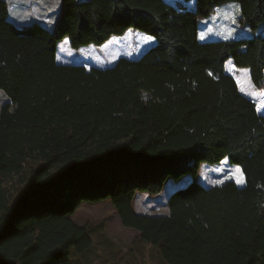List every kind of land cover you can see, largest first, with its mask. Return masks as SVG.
<instances>
[{"label": "trees", "instance_id": "16d2710c", "mask_svg": "<svg viewBox=\"0 0 264 264\" xmlns=\"http://www.w3.org/2000/svg\"><path fill=\"white\" fill-rule=\"evenodd\" d=\"M230 1L239 23L256 31L264 22V0H195L194 10L60 0L52 29L18 27L0 0V89L9 98L0 112V264H72L71 250L92 240L70 217L106 200L167 264H264V115L225 71L231 59L264 91V36L199 41V22ZM130 29L155 40L137 59L57 63L64 38L79 49ZM225 159L244 186H203L200 165ZM186 175L167 214L134 211L138 193L157 196Z\"/></svg>", "mask_w": 264, "mask_h": 264}, {"label": "rangeland", "instance_id": "374dc122", "mask_svg": "<svg viewBox=\"0 0 264 264\" xmlns=\"http://www.w3.org/2000/svg\"><path fill=\"white\" fill-rule=\"evenodd\" d=\"M183 0H166L174 6H183ZM190 4L191 0H187ZM57 3V0H56ZM57 12L60 9V0L57 4ZM191 10H194L195 4L189 5ZM48 9V17L50 21H41L42 25L48 29L54 26V19L52 13L54 9L50 11V4L45 6ZM218 8V7H217ZM58 14V13H57ZM240 12L239 5L236 2H226L219 5V9L215 11L207 18L202 19L199 22L200 32L204 31V34L200 38V42H208L213 40H231L236 38H250L252 36H264V22L261 23L256 31L251 30L247 25L239 23ZM13 20V17H11ZM28 24L30 21H27ZM16 26H25L24 23H15ZM127 34L121 37L113 36V40L105 42L101 46H95L97 49L96 59L99 55L104 61H111L120 58H134L132 54L137 48L139 52H145L147 48L140 50L149 41H146V37H150L136 30H128ZM205 40V41H202ZM89 46H84L79 49L71 48L67 38L61 40L58 44L57 55L58 57L65 54L68 48L72 49L71 54H67L69 57L76 56H89ZM115 51V52H114ZM143 52V53H144ZM137 53V54H138ZM56 55V57H57ZM133 55V56H132ZM92 56V55H90ZM139 58V57H138ZM57 60V59H56ZM134 60V59H132ZM59 61V59H58ZM104 67V64L96 65L95 62L87 65L90 67ZM225 71L232 76L235 81H238L239 92L256 103L257 112L260 115H264V91L256 90L253 87L250 78V71L247 68H238L234 65L230 59L225 64ZM250 81L248 86L241 80V77ZM238 88V89H239ZM9 101L7 94L0 89V112L2 106ZM241 168L237 165L229 164L225 159L219 164L209 165L201 164L198 171V181L205 187L213 185H220L226 181H234L238 187L244 186L245 179L241 173H236L235 169ZM191 181V177L186 175L178 181L168 179L164 185L163 190L157 196H151L148 193H138L134 199V209L145 213L147 209L154 207L155 209L150 211L149 215H162L167 214V199L170 194L187 185ZM146 199L148 201H146ZM107 201V202H106ZM99 202L97 204L83 202L80 207L93 206L89 212L75 211L72 215V220L78 226H88V234L92 240V245L83 253H76L74 250L70 252V260L72 264H167L161 257L158 248L150 243L142 240L138 231L134 229H128L122 226L115 212L108 200ZM114 210V211H113ZM76 214V216H75ZM74 217V218H73ZM84 220V221H83ZM121 225V226H120ZM122 227V228H121Z\"/></svg>", "mask_w": 264, "mask_h": 264}, {"label": "crops", "instance_id": "0c3cea01", "mask_svg": "<svg viewBox=\"0 0 264 264\" xmlns=\"http://www.w3.org/2000/svg\"><path fill=\"white\" fill-rule=\"evenodd\" d=\"M6 2L8 3V6H9V20L14 25H15V23H24V25L26 24L25 26H27V25H30L32 23L41 24L42 23L41 21L46 20V19H47V21H50L49 20L50 18L48 17V12H47L48 9L45 7L48 4H50V11L52 10V8L54 9V11L52 13H49L50 15H53L54 23H55V21H56V19L58 17V14H59V11L57 12V9H56L58 7L57 6L58 0H57V3H56V0H6ZM192 3L195 4V0H191L190 4H192ZM190 4H188L187 0H183L182 1V5L187 6L189 9H191L190 6H189ZM216 9H219V7L216 8ZM11 17H13V20H11ZM27 21H30V23L28 24ZM20 27H24V26H20ZM203 34H204V31H203ZM203 34H202V32H200V29H199V40H200V38H201V36ZM202 41H205V40H202ZM154 44H155V40L153 39L152 41H149L146 44V46L145 45L144 46H145V48L148 49V48L152 47ZM57 49H58V45H57ZM65 52L70 55L71 52H73V51H72V49L68 48ZM143 52L141 51V52L138 53V50L136 48L135 51L132 53L135 57L131 58V59H137L138 57H140L143 54ZM66 53L61 55V56H59V57L57 55V57H56L57 63L64 64V65H67V64H70V65H82V66L87 67V65L91 64L92 62H95L96 65H100V64H104L105 65L104 67H97V68H109V67H112L117 62V59L111 60V61H108V62L104 61L101 58L100 55H99L98 59H96V57L98 56V55L96 56L97 49L93 45L89 46V54H88L89 56H85L86 58L81 57V56H76V57L72 58V57L67 56ZM90 55H92V56H90ZM58 59H59V61H58ZM146 201H148V200L146 199ZM108 202H110V201L108 200ZM110 204H111V202H110ZM111 206H112V204H111ZM92 207L93 206H89L90 210H91ZM154 207H152L151 209H147V211L145 213L149 214L150 211L155 209ZM86 208H88V207H86ZM133 209H134V206H133ZM134 211L137 214H143V212H140L139 209L137 211L134 209ZM166 212L168 213V210ZM118 218H119V216H118ZM73 221H76V219H74ZM119 221H120V219H119ZM138 235H139V232H138Z\"/></svg>", "mask_w": 264, "mask_h": 264}, {"label": "snow or ice", "instance_id": "6c2138e0", "mask_svg": "<svg viewBox=\"0 0 264 264\" xmlns=\"http://www.w3.org/2000/svg\"><path fill=\"white\" fill-rule=\"evenodd\" d=\"M145 39H146V41H152L154 38L153 37H146ZM201 39H203V37H201ZM235 172L236 173H241V170L239 168H237V169H235Z\"/></svg>", "mask_w": 264, "mask_h": 264}]
</instances>
